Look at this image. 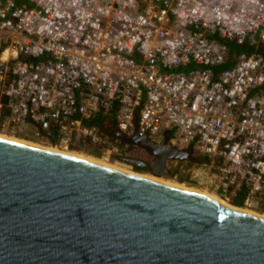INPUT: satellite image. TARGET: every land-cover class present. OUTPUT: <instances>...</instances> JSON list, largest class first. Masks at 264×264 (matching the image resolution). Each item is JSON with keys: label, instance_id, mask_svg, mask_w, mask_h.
Masks as SVG:
<instances>
[{"label": "built area", "instance_id": "1", "mask_svg": "<svg viewBox=\"0 0 264 264\" xmlns=\"http://www.w3.org/2000/svg\"><path fill=\"white\" fill-rule=\"evenodd\" d=\"M226 43L264 48V0H0V128L108 162L129 146L111 131L167 137L173 179L258 209L264 57Z\"/></svg>", "mask_w": 264, "mask_h": 264}, {"label": "water", "instance_id": "2", "mask_svg": "<svg viewBox=\"0 0 264 264\" xmlns=\"http://www.w3.org/2000/svg\"><path fill=\"white\" fill-rule=\"evenodd\" d=\"M108 134L153 159L118 163L155 178L188 159ZM140 175L0 137V264H264V218Z\"/></svg>", "mask_w": 264, "mask_h": 264}, {"label": "rangeland", "instance_id": "3", "mask_svg": "<svg viewBox=\"0 0 264 264\" xmlns=\"http://www.w3.org/2000/svg\"><path fill=\"white\" fill-rule=\"evenodd\" d=\"M29 128H27V129H25L24 130V132H19V131H15L14 133H11L10 131H5V130H2L1 128H0V134L1 135H3V136H5V137H9V138H12V139H16V140H22V141H25V142H27L28 141V143H33V144H37L38 146H42V147H46V148H50V146L47 144V142L46 141H44V140H41V139H37L35 136H34V134L32 135L30 132L32 131V129H30V132L29 131H27ZM128 148H130V150H134V152L135 151H137V153H139L140 155H141V160H146L147 161V159H149L148 157H147V155L145 154V153H142L140 150H138V149H135V148H132V147H130V145L128 146ZM56 150H58L59 148H55ZM62 151V152H69V151H73V152H77V153H75V154H79V155H82V156H85V157H87V158H89V159H92V160H95V161H98V162H100L101 164H106V165H109L110 167H112V168H116V169H118L119 168V170L121 169V170H125V171H128V172H131L132 173V171H133V173L135 174H137V175H140V174H142V175H140V176H144V177H148L149 175H146L144 172H142V170H137V169H135V168H131V167H128V166H126V165H123V164H120V163H118L117 164V162H108V161H106V160H102L100 157L98 158V157H95V156H93V154H91V153H95V151L93 150V149H91V148H88V147H84V146H82V145H80V146H78V147H76L74 150H63V149H59V151ZM72 152V153H73ZM133 154H135V153H132L131 155L133 156V157H136V156H134ZM95 155V154H94ZM90 156H92V157H94V158H96V159H94V158H92V157H90ZM140 158H137V159H140ZM97 159H99V160H102V161H104V162H101V161H99V160H97ZM170 165V164H169ZM175 168H174V166H173V164L171 165V172L172 171H175L174 170ZM167 173V174H165L163 177H162V182L163 183H167V184H171V185H178V186H184V187H186V188H188L189 187V185L190 186H195V187H199L201 190H199V191H206L208 194H210V195H213V196H216V197H218V198H220L221 200H223L228 206L230 205V207H231V201H227L226 199H224L223 197H220V196H217V195H215V194H213L212 192H211V187H208V189H206L203 185H199L198 184V182L196 181V180H193V181H189V180H187L185 177H183V176H178V178L177 179H173V177H172V173ZM150 177V176H149ZM181 181V182H180ZM196 190V189H195ZM233 206V205H232ZM242 210H248V211H250L251 213H255V214H258V215H263L264 216V207L263 206H261V207H259L258 209H255V210H250V209H246V208H242Z\"/></svg>", "mask_w": 264, "mask_h": 264}, {"label": "bare ground", "instance_id": "4", "mask_svg": "<svg viewBox=\"0 0 264 264\" xmlns=\"http://www.w3.org/2000/svg\"><path fill=\"white\" fill-rule=\"evenodd\" d=\"M0 137H1V138H4V139H9V140H13V141H19V142L27 143V144H30V145H33V146H38L37 144L35 145V144H33V143H28V141L25 142V141H22V140L12 139V138H9V137H5V136H3V135H1V134H0ZM38 147H42V146H38ZM42 148H45V149H47V150L54 151V152H57V153H62V154H65V155H69V156H72V157L80 158V159H83V160H86V161H89V162L97 163V164H99V165H103V166H106V167H109V168H112V167H110L109 165L101 164V163L98 162V161H95V160L89 159V158H87V157H85V156H82V155H79V154H75V153H72V152H62L61 150L59 151V149L56 150L55 147H51V146H50V148H46V147H42ZM112 169H116V168H112ZM116 170H119V168L116 169ZM120 171L128 172V171L121 170V169H120ZM132 172H133V171H132ZM128 173H131V172H128ZM133 174H134V173H133ZM136 175H137V174H136ZM146 175H148V174H146ZM149 176H150V177H149ZM149 176L146 177V178H149V179H151V180H154V181H157V182L163 183V182L161 181L162 178H155V177H153V176H151V175H149ZM143 177H144V176H143ZM164 184H166V185H170V186H174V187H177V188H181V189L192 190V191H195V192H198V193H201V194L207 195V196H209V197H211V198H213V199L218 200V201H219L220 203H222L223 205L228 206L227 204H225L224 201L218 199L217 197H215V196H213V195L208 194L206 191H199V190H201V189L198 188V187H195V186H189L188 188H186V187H184V186L171 185V184H167V183H164ZM195 189H196V190H195ZM228 207H230V206H228ZM231 208H233V209H237V210H241V211H242L241 208H236V207H233V206H231ZM243 211L246 212V213H249V214H251V215H256V216L258 215V214H255V213H251V212L248 211V210H247V211H246V210H243ZM258 216L264 218L263 215H258Z\"/></svg>", "mask_w": 264, "mask_h": 264}, {"label": "trees", "instance_id": "5", "mask_svg": "<svg viewBox=\"0 0 264 264\" xmlns=\"http://www.w3.org/2000/svg\"><path fill=\"white\" fill-rule=\"evenodd\" d=\"M230 49V54L231 55H236L238 53H246V54H251V53H256V54H259L261 56L264 57V48H255V47H239V46H235L233 43H226ZM231 66V63L228 62L227 64H225L222 68H228ZM7 131H10L11 133H14L15 131H19V132H24V130H21V129H18V128H15V129H8ZM33 135V134H32ZM80 146L77 142H73V145H71L69 147L70 150H74L76 147ZM69 152H73V151H69ZM73 153H77V152H73ZM93 154V156L95 157H100L101 158V155L99 153H97V151H95V153H91ZM95 154V155H94ZM92 157V156H90ZM94 158V157H92ZM96 159V158H94ZM99 160V159H97ZM104 160V159H102ZM102 160H99L101 162H104ZM118 164V163H117ZM138 170V169H137ZM181 182V181H180ZM190 186V185H189ZM199 188V187H198ZM216 197V196H215ZM218 198V197H217ZM220 199V198H218ZM221 200V199H220ZM223 201V200H222ZM226 204V203H225ZM231 204L233 205V207H236V208H243V198H241V196H238L237 198L233 199L231 201ZM231 205V206H232ZM230 206V205H229ZM264 207V206H263Z\"/></svg>", "mask_w": 264, "mask_h": 264}, {"label": "flooded vegetation", "instance_id": "6", "mask_svg": "<svg viewBox=\"0 0 264 264\" xmlns=\"http://www.w3.org/2000/svg\"><path fill=\"white\" fill-rule=\"evenodd\" d=\"M166 138H167V137H166ZM166 138H164V140H165ZM162 142H163V141H162ZM130 147L135 148V149H138V150H140L142 153H145L142 149H140V148H138V147H134V146H130ZM126 151H127V157H131V158H135V159L141 157V155H140L139 153H137V151L134 152V150H130V148H127ZM132 153H135V154H133V155L136 156V157H133V156L131 155ZM145 154H146V153H145ZM146 155H147V154H146ZM147 157L149 158V159H147V161H146V160H141V158L138 159V160H141V161H143V162H152V161H153L152 157H150L149 155H147ZM167 161H168V160H167ZM167 161H166V162H167ZM166 172H167V173H170V171H166ZM167 173H166V174H167Z\"/></svg>", "mask_w": 264, "mask_h": 264}, {"label": "crops", "instance_id": "7", "mask_svg": "<svg viewBox=\"0 0 264 264\" xmlns=\"http://www.w3.org/2000/svg\"><path fill=\"white\" fill-rule=\"evenodd\" d=\"M256 48H258V47H256ZM261 48V47H260ZM263 48V47H262ZM239 54V53H238ZM29 129L27 130V131H29L30 132V129H32V131L30 132L31 134H34V132H35V128L34 127H28ZM200 185V184H199Z\"/></svg>", "mask_w": 264, "mask_h": 264}]
</instances>
